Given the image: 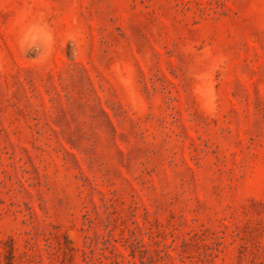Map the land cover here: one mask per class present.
<instances>
[{"label": "rangeland", "instance_id": "obj_1", "mask_svg": "<svg viewBox=\"0 0 264 264\" xmlns=\"http://www.w3.org/2000/svg\"><path fill=\"white\" fill-rule=\"evenodd\" d=\"M0 264H264V0H0Z\"/></svg>", "mask_w": 264, "mask_h": 264}]
</instances>
